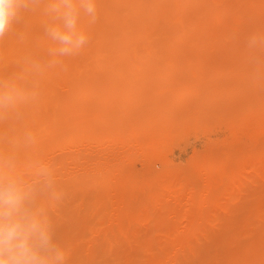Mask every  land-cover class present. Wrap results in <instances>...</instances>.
Returning a JSON list of instances; mask_svg holds the SVG:
<instances>
[{"label":"rangeland","instance_id":"rangeland-1","mask_svg":"<svg viewBox=\"0 0 264 264\" xmlns=\"http://www.w3.org/2000/svg\"><path fill=\"white\" fill-rule=\"evenodd\" d=\"M97 13L81 20L85 49L58 58L66 71L49 65L45 15L0 65L27 93L0 112V157L10 139L15 174L55 176L59 199L39 202L66 264H264V0H97ZM25 59L33 72L12 78Z\"/></svg>","mask_w":264,"mask_h":264},{"label":"clouds","instance_id":"clouds-1","mask_svg":"<svg viewBox=\"0 0 264 264\" xmlns=\"http://www.w3.org/2000/svg\"><path fill=\"white\" fill-rule=\"evenodd\" d=\"M42 0H0V38L24 21ZM45 13L50 22L45 32L53 43L50 66L67 64L59 57H75L90 42L88 31L80 27L82 18L88 25L98 19L97 0H47ZM258 37L252 34L247 47L254 49ZM27 99L26 90L15 83L0 81V112ZM28 139L32 140L31 134ZM39 180L29 182L15 174L12 159L0 157V264H66V251L54 238L47 210L40 204L41 193L59 199L56 178L42 168Z\"/></svg>","mask_w":264,"mask_h":264},{"label":"bare ground","instance_id":"bare-ground-1","mask_svg":"<svg viewBox=\"0 0 264 264\" xmlns=\"http://www.w3.org/2000/svg\"><path fill=\"white\" fill-rule=\"evenodd\" d=\"M115 1V0H114ZM128 1V0H127ZM119 1H117L116 2V4L118 3ZM113 3H115V2H113ZM112 3V5H113V7H114V4ZM46 7H47V0H42V2L41 3H39L36 7H35V9L33 10V11H31V12H27V13H25V15H24V21L21 23V24H19V25H16L15 27H14V29L11 31V32H9V34L7 33V34H5V36L3 37V38H0V65H2V64H6V63H10V62H13V61H16V60H19V59H10V58H12V57H14L15 56V50H13V51H11L9 48H11V47H13V45H17V44H23V42L25 41L26 42V40L28 39L26 36V33H28L27 32V30H29L30 29V27L32 28V25L34 24V23H32L33 22V20L34 19H39V17L41 18V17H43L44 15L47 17V18H49V16H47L46 15V13H45V9H46ZM100 8V7H99ZM117 9V8H116ZM115 9V10H116ZM104 10V9H103ZM119 12V11H118ZM98 13H99V11H98ZM117 14V13H116ZM116 14H114V15H116ZM107 15V14H106ZM111 15V14H110ZM105 16V15H104ZM109 19V18H108ZM42 20H44V19H42ZM34 21H36V20H34ZM41 21V20H40ZM105 21V20H104ZM86 22V21H85ZM117 22V21H116ZM120 22V21H119ZM37 23V22H36ZM35 23V24H36ZM83 23V22H82ZM111 23V22H110ZM87 24V23H86ZM113 24V23H112ZM84 26H86V25H84ZM89 26V25H88ZM92 26H94V25H90V27H88L89 29L92 27ZM34 27V26H33ZM108 27V26H107ZM110 27V26H109ZM122 27V26H121ZM125 27V26H124ZM124 27H122V28H124ZM83 28H85V27H83ZM95 28V27H94ZM106 28V27H105ZM116 28V27H115ZM119 29H121V28H119ZM118 29V30H119ZM14 30H17V31H14ZM85 30H87V29H85ZM93 29H91V31H92ZM95 30V29H94ZM102 30V29H101ZM105 30V29H104ZM106 30L107 31H105L104 32V34L106 33V32H108L110 29H107L106 28ZM44 32V31H43ZM99 32V31H98ZM102 32H103V30H102ZM114 32V31H113ZM19 33H25V35L26 36H18L19 35ZM112 33V32H111ZM116 33V32H115ZM115 33H114V35H115ZM123 33V32H122ZM36 34H37V32H36ZM40 34H41V32H40ZM43 34V33H42ZM41 34V35H42ZM95 34V33H94ZM101 34V33H100ZM29 35V34H28ZM44 36V35H43ZM42 36V37H43ZM46 36V35H45ZM105 37V36H104ZM103 37V38H104ZM113 37H115V36H113ZM117 38H118V36H116ZM115 37V38H116ZM25 38H27L26 40H25ZM31 38V37H30ZM29 38V39H30ZM44 38H46V37H43V39ZM49 37H47V39H48ZM97 38V37H96ZM121 38V37H120ZM129 38V37H128ZM127 38V39H128ZM45 40V39H44ZM50 40V39H49ZM119 40V39H118ZM34 41V40H33ZM32 41V42H33ZM29 42V41H28ZM32 42H30V43H32ZM117 42V41H116ZM119 42V41H118ZM40 43H42V42H40ZM53 44V43H52ZM27 46H28V44H26ZM32 46H33V44H31ZM48 45V44H47ZM120 44H118V46H119ZM124 45H125V43H124ZM26 46V47H27ZM45 46V45H44ZM54 46V45H53ZM22 47V46H21ZM41 47V46H40ZM30 48H31V46L29 47V50H30ZM38 48V47H37ZM25 50H27L26 48H25ZM53 59V58H52ZM26 61H27V63H26V66L28 67H25V68H22L24 71L22 72V71H15V72H12V73H10V76L12 77V78H14V76L16 75L18 78H24V77H26L27 76V71H32L33 70V68L31 67V65H33L34 66V64H32L33 62H35L34 60L35 59H25ZM49 61L51 60V59H48ZM48 60H46V61H48ZM36 61H39V60H36ZM41 61V60H40ZM43 62V61H42ZM41 63V62H40ZM46 64V63H45ZM50 65V64H49ZM46 66V65H45ZM30 67L32 68V70L30 69ZM47 68V67H46ZM48 68H50L49 66H48ZM52 68V67H51ZM51 68H50V70H51ZM54 68V67H53ZM27 69H29V70H27ZM48 70V69H47ZM54 70V69H53ZM52 70V71H53ZM35 71V70H34ZM33 72V71H32ZM23 76V77H22ZM18 78H16V79H18ZM15 79V78H14ZM17 125V124H16ZM18 126V125H17ZM21 126V130H22V128L23 129H25V128H27L28 127V124H24V123H21L18 127H20ZM9 128H11V127H9ZM13 126H12V130H10L9 129V131H14L15 130V128H14V130H13ZM18 129H20V128H18ZM17 130V129H16ZM15 130V131H16ZM15 131L13 132V133H10V137H11V134H13L14 135V133H15ZM22 131H24L23 133H25V130H22ZM21 133V132H20ZM19 133V130L17 131V134L19 135L20 134ZM22 133V134H23ZM16 134V135H17ZM26 134V133H25ZM19 137H21V136H19ZM39 137L40 136H38V137H36L35 138V141H34V146L35 145H37V141H38V139H39ZM15 138V137H14ZM13 138V139H14ZM12 139V138H11ZM13 139H12V142H15V141H13ZM15 139H17V137L15 138ZM21 140H24V138L22 139L21 138ZM20 140V138H18L17 139V142H20L21 141ZM9 141H11L10 139H9ZM8 141V147H9V144H11V142H9ZM162 141V140H161ZM17 142H15V144L17 143ZM22 142V141H21ZM168 142H170V141H167L166 143H160V144H157L158 146H161V147H163L164 145H167V143ZM14 144V143H13ZM19 144V143H18ZM22 144V143H21ZM21 144H19V147L20 146H22ZM25 144V143H24ZM1 146H2V148H3V151L4 152H2L4 155L2 156V157H4V156H7L8 155V153H10V152H13V151H11V150H15V152H16V148H15V145H14V147L12 146V148L13 149H11V148H7V146H3L2 144H1ZM16 146H18V145H16ZM24 146V145H23ZM11 147V146H10ZM21 149V148H20ZM22 149H23V147H22ZM21 149V150H22ZM19 150V149H18ZM17 150V151H18ZM20 150V151H21ZM20 151H18V152H16V153H19ZM21 152H23V151H21ZM20 152V153H21ZM15 153V154H16ZM13 155V153L11 154V156ZM16 155H19V154H16ZM16 155H14V156H16ZM21 155V154H20ZM10 156V155H9ZM18 157V156H17ZM12 158V157H11ZM14 158H16V157H14ZM66 252H68V251H71V250H69V249H67V250H65Z\"/></svg>","mask_w":264,"mask_h":264}]
</instances>
